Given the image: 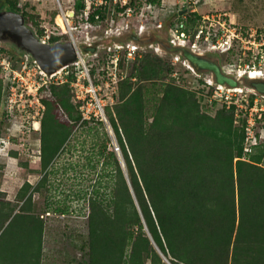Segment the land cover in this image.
Instances as JSON below:
<instances>
[{
  "label": "trees",
  "instance_id": "16d2710c",
  "mask_svg": "<svg viewBox=\"0 0 264 264\" xmlns=\"http://www.w3.org/2000/svg\"><path fill=\"white\" fill-rule=\"evenodd\" d=\"M159 1L129 0V4L138 11ZM3 3V9L21 13L27 24L17 0ZM83 9L84 0H75L71 16L75 26L102 28V7L89 5L86 17ZM95 14L99 20H94ZM185 14L183 29H192L193 37L200 15ZM254 27L264 33V27ZM43 30L35 34L40 36ZM61 35L51 34L49 42L61 40ZM1 47L14 60L21 59ZM91 60L101 62L89 65L93 75L104 65V53ZM133 61L130 72L118 81L112 104L121 133L108 116L126 173L116 154L107 149L110 140L102 132L96 155L102 157V174L111 177L112 185L107 193L95 185L87 196L85 264H264L263 146L258 143L241 159L245 122L235 123L233 106L206 114L198 97L179 84L173 68L177 63L147 54ZM145 83H158L161 90L149 122L143 110L149 90ZM1 92L0 70V110L9 119ZM38 96L44 105L38 155L42 175L34 186L21 184L15 205L0 196V264H41L43 221L34 211L33 193L45 185L53 172L48 167L72 130L88 122L96 129L102 124L81 120L79 102L68 82L45 84ZM52 209L67 211L65 206Z\"/></svg>",
  "mask_w": 264,
  "mask_h": 264
},
{
  "label": "rangeland",
  "instance_id": "374dc122",
  "mask_svg": "<svg viewBox=\"0 0 264 264\" xmlns=\"http://www.w3.org/2000/svg\"><path fill=\"white\" fill-rule=\"evenodd\" d=\"M58 1L17 0L18 6L26 16L27 25L34 33L40 28L42 30L46 28L50 32L62 34L61 40L64 41L69 38V34L66 30L61 31L56 16L60 15V8L64 14L67 11H72L75 0ZM181 4V0H160L156 5L150 3L144 5V11L140 16L144 29L141 35L136 36L137 40L133 41L139 53L137 58L147 54L155 55L166 62H173L172 58L175 53L167 51L169 39L171 38L170 30L174 29L187 16L186 14L182 15L183 13H189ZM192 6H194V12L200 15V18L203 15H208L216 20L222 14H225L226 19L233 22L235 26L249 23L264 27V0H194ZM3 8H5V5L3 0H0V9ZM70 18L71 23L75 25L72 17ZM136 24L135 19H133V30ZM158 24H160V27L157 26ZM191 32L192 29L187 32L189 34L187 44L193 40ZM72 36L80 50L83 48L82 41L88 37L87 40L97 45L100 57L103 52L101 46L112 41L104 38L100 29L94 26L84 27L79 23L76 24V30L72 32ZM125 36L126 34L120 36L117 41L126 42L128 38H125ZM215 39L214 35L212 40ZM240 44L239 39H234L228 51L220 52L217 49L215 51L208 49L207 44L200 40L199 44L196 45V51L201 52L202 55L207 56L210 54L212 57L217 58V64L224 73L237 79L238 84L234 87L240 88L242 94L248 97L247 107H245L244 102H239L238 108L241 112H238L235 116V123L240 125L242 121L245 122V126L247 119L254 118L253 132L256 133L258 143L263 146L261 164L264 165V111L259 110L260 107L264 106V98L261 96L262 94L252 89L245 80L244 74L237 77L239 73L244 71V60ZM0 45L17 54L10 44L0 43ZM85 58L88 65L96 62L94 64L101 66V62L97 63L96 60H91L94 58L91 55H86ZM123 60L121 66H119L122 77L130 72L131 65L134 62L133 60ZM173 68L177 69L179 84L190 90V92L192 91L195 97H198L200 110L209 115L215 114L220 106L215 104L208 107V103H205V100L197 93L196 89L199 87V92H205L206 87L202 84L206 83L205 79H212L211 73L209 71H197L193 68L192 72L185 69L180 63L173 64ZM183 68L187 71L182 72ZM165 80H167V77ZM145 84L149 90L144 96L143 110L144 119L149 122L152 119L158 101L157 98L159 99L161 96V90L158 83ZM114 101L113 97L112 104ZM110 104L105 108L106 118L109 121L108 116L110 114L115 119L121 133L112 104ZM12 122H15L13 127ZM12 122L11 119H5L0 110V138L8 139L4 141L6 146L0 152V196L10 200L15 205V194L21 184L27 181L34 186L41 178L42 172L38 162L39 131L20 133L16 126L17 122L14 120ZM91 126H93V123L88 122L80 124L72 130L59 155L53 164L48 167L53 172L47 175L48 179L45 185L38 192L33 193L34 211L41 216L43 221L41 264H85L87 196L95 185L101 186L100 191L106 193L112 185L111 177L105 178L102 174V157L96 155V150H98L100 144L98 141L102 139V132L106 131L102 124L99 129ZM88 127H91V129L88 130ZM7 128L9 129L7 130ZM114 137L116 138L115 134ZM107 149L111 150L109 144ZM116 156L122 160V169L126 173L121 149ZM98 181L99 183H97ZM48 204L49 208L47 207ZM55 206H65L67 211L63 214L54 212L52 208Z\"/></svg>",
  "mask_w": 264,
  "mask_h": 264
},
{
  "label": "built area",
  "instance_id": "2783aa9c",
  "mask_svg": "<svg viewBox=\"0 0 264 264\" xmlns=\"http://www.w3.org/2000/svg\"><path fill=\"white\" fill-rule=\"evenodd\" d=\"M181 3V6L189 12L195 11L194 6H192L194 0H181ZM58 5L60 6L59 1ZM89 5L93 8L101 6L105 12L102 19V28H99L102 36L112 41L101 46L104 53V65L91 75L90 66L85 57L86 55L96 57L98 53L97 45L92 44V41L87 40V37L82 41L83 48L80 50L72 36L76 26L71 23V16L64 14L60 8V15L66 26V32H68L76 51V60L60 70L46 75L33 59L19 55L21 59L14 60L16 58L9 52H4L0 45L1 99L3 109L10 116L11 122L13 120L17 122L16 126L18 128H16L18 131L20 133L24 131L35 133L39 131L44 110V105L38 96V90L48 83L61 84L68 82L74 99L79 102L78 113L81 120L101 122L110 140L109 147L114 153L118 154L120 153V147L116 138H113V130L106 118L105 108L108 104H112L118 81L122 78L119 71V60L121 58L127 61L134 60L139 56V53L137 52V46L131 39L121 42L117 41V38L125 34L141 35L144 25L140 16L144 8L141 6L136 11L135 7L129 4V0H84L82 14L85 17ZM210 17L208 15L201 16L200 22L193 33V40L188 44L189 34L183 29V22L180 21L174 29L170 30L171 38L168 45L171 47H184L193 53L201 54V52L196 51V45L202 40L203 43L207 44L208 49L226 52L231 48L233 40L239 39L244 60L243 72L245 77L251 78L249 75L256 72L260 73L257 78H264V33L254 26H235L233 22L226 19L225 14L220 17L217 16L218 19L216 20ZM133 19L137 23L134 30L132 29ZM94 20H99V14L94 15ZM87 26V24H84V27ZM157 26L160 27V24ZM51 34L57 33L44 28L43 33L38 38L43 42H49ZM214 35L216 39L212 40ZM86 48H93V52L86 50ZM172 60L193 72V69L180 53H175ZM13 63H15V66ZM69 76H71V79H68ZM205 82V84H202L206 87L205 92H199V87L196 89L197 93L205 100V103H208V107L217 104L220 107L229 109L233 106L235 116L238 112H241L238 108L239 102H244L245 107H247L248 97L242 94L240 88L239 91H235L233 90L235 87H228L214 82L211 78L205 79ZM261 96L264 98V95ZM259 110L264 111V106L260 107ZM253 119H247L244 126L245 137L241 159H245L252 152L253 147L258 144L256 133L253 132ZM14 124L15 122H12V127ZM5 140L8 139L0 138V152L6 146Z\"/></svg>",
  "mask_w": 264,
  "mask_h": 264
},
{
  "label": "water",
  "instance_id": "95a60500",
  "mask_svg": "<svg viewBox=\"0 0 264 264\" xmlns=\"http://www.w3.org/2000/svg\"><path fill=\"white\" fill-rule=\"evenodd\" d=\"M72 14V11L66 12L68 16H72ZM125 38L132 41L137 40L133 34H126ZM0 43H8L18 55L33 59L46 75H50L76 60V51L70 38L64 41L43 42L25 24L23 15L13 10L0 9ZM86 50L93 52V48H86ZM167 51L180 53L194 70L209 71L214 82L228 87H234L238 84L237 79L224 73L218 65L202 66V54L193 53L184 47L169 46ZM245 80L254 91L264 95V78L245 77ZM119 163L122 168V160L119 159ZM166 263L170 264L167 261Z\"/></svg>",
  "mask_w": 264,
  "mask_h": 264
},
{
  "label": "bare ground",
  "instance_id": "6f19581e",
  "mask_svg": "<svg viewBox=\"0 0 264 264\" xmlns=\"http://www.w3.org/2000/svg\"><path fill=\"white\" fill-rule=\"evenodd\" d=\"M56 21H57V23L59 24V26H60V28H61V31H65L66 30V27H65V25H64V21H63V19H62V17H61V15H57L56 16ZM244 74V72H241V73H239L238 74V76L237 77H240V76H242ZM260 73H251L249 76L251 77V78H257V75H259ZM233 90H235V91H239V88H237V87H235V88H233Z\"/></svg>",
  "mask_w": 264,
  "mask_h": 264
},
{
  "label": "flooded vegetation",
  "instance_id": "af4514ba",
  "mask_svg": "<svg viewBox=\"0 0 264 264\" xmlns=\"http://www.w3.org/2000/svg\"><path fill=\"white\" fill-rule=\"evenodd\" d=\"M201 59H202V61H201V65L202 66H206V67H208V66H212V65H218L217 64V58H214V57H212L210 54L209 55H207V56H205V55H203L202 57H201ZM220 67V66H219ZM221 68V67H220ZM221 70H222V68H221ZM223 71V70H222ZM224 72V71H223Z\"/></svg>",
  "mask_w": 264,
  "mask_h": 264
},
{
  "label": "crops",
  "instance_id": "0c3cea01",
  "mask_svg": "<svg viewBox=\"0 0 264 264\" xmlns=\"http://www.w3.org/2000/svg\"><path fill=\"white\" fill-rule=\"evenodd\" d=\"M171 1H177V0H171Z\"/></svg>",
  "mask_w": 264,
  "mask_h": 264
}]
</instances>
